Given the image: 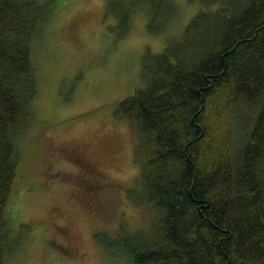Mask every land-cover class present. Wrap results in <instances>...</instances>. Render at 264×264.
Here are the masks:
<instances>
[{"label": "trees", "instance_id": "obj_1", "mask_svg": "<svg viewBox=\"0 0 264 264\" xmlns=\"http://www.w3.org/2000/svg\"><path fill=\"white\" fill-rule=\"evenodd\" d=\"M198 1L182 35L144 55L145 86L117 105L138 138L127 196L155 218L95 240L131 264H264V0ZM106 10L124 38L134 13L148 10L158 33L177 7L106 0ZM49 16L46 0H0V264L20 250L8 202L32 158L34 49Z\"/></svg>", "mask_w": 264, "mask_h": 264}, {"label": "rangeland", "instance_id": "obj_2", "mask_svg": "<svg viewBox=\"0 0 264 264\" xmlns=\"http://www.w3.org/2000/svg\"><path fill=\"white\" fill-rule=\"evenodd\" d=\"M174 1L177 10L166 29L150 32L151 16L142 10L120 38L119 18L106 10V0H46L49 22L34 49L37 122L23 141L32 158L22 161L23 180L8 202L20 250L6 264H131L107 254L95 235L114 234L123 222L147 229L155 218L127 196L141 172L134 161L138 138L116 109L145 86L144 55L178 39L202 6ZM81 165L88 168L81 171ZM81 172L93 178L90 201L76 195L83 183L74 178ZM65 221L67 233L59 232Z\"/></svg>", "mask_w": 264, "mask_h": 264}, {"label": "flooded vegetation", "instance_id": "obj_3", "mask_svg": "<svg viewBox=\"0 0 264 264\" xmlns=\"http://www.w3.org/2000/svg\"><path fill=\"white\" fill-rule=\"evenodd\" d=\"M78 157H79V159H81L82 160V156L79 154L78 155ZM85 160V159H84ZM87 160V159H86ZM84 168H88V165L87 166H84V165H81V171H85L84 170ZM80 175L81 176H78V179H77V177H75L74 179H76L77 180V182L76 183H83V184H79L80 186L77 188L78 189V193L76 194L77 196H79V198L80 199H82V200H84V199H87V201L89 200L90 201V196H89V194H90V192L94 189V187H93V185H92V183H91V181H92V179L93 178H89V177H87L88 176V174H84V172H81L80 173ZM83 175H87V176H83ZM73 176H74V174H73ZM75 176H77V175H75ZM85 178H86V180H88L87 182H84V180H85ZM85 180V181H86ZM89 183V184H88ZM87 192H88V194H87ZM67 226H68V223L65 221V223H63L62 225H61V227H58V231L60 232H63V233H67ZM60 247V246H59ZM61 248V249H60ZM59 248V250H64V251H66V249H63L62 247H60ZM67 252V251H66Z\"/></svg>", "mask_w": 264, "mask_h": 264}]
</instances>
